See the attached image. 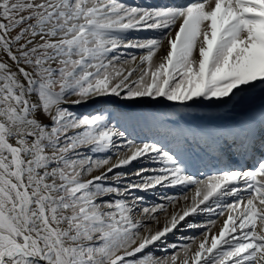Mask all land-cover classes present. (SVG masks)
I'll list each match as a JSON object with an SVG mask.
<instances>
[{
	"label": "snow or ice",
	"instance_id": "obj_1",
	"mask_svg": "<svg viewBox=\"0 0 264 264\" xmlns=\"http://www.w3.org/2000/svg\"><path fill=\"white\" fill-rule=\"evenodd\" d=\"M0 264H264V0H0Z\"/></svg>",
	"mask_w": 264,
	"mask_h": 264
},
{
	"label": "bare ground",
	"instance_id": "obj_2",
	"mask_svg": "<svg viewBox=\"0 0 264 264\" xmlns=\"http://www.w3.org/2000/svg\"><path fill=\"white\" fill-rule=\"evenodd\" d=\"M172 191H175V190H172ZM151 195V194H150ZM200 219H203V218H200ZM199 230H193V232H196L198 233ZM189 233H185V235H188Z\"/></svg>",
	"mask_w": 264,
	"mask_h": 264
}]
</instances>
